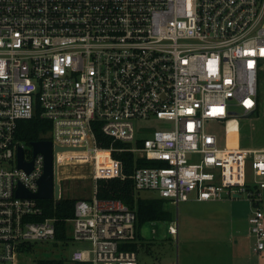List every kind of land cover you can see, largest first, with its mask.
Instances as JSON below:
<instances>
[{"label":"built area","instance_id":"built-area-1","mask_svg":"<svg viewBox=\"0 0 264 264\" xmlns=\"http://www.w3.org/2000/svg\"><path fill=\"white\" fill-rule=\"evenodd\" d=\"M263 87L264 0H0V264H31L22 257L36 242L71 240L90 246L70 264H138L136 211L96 195L98 178L124 177L113 155L123 151L152 162L131 175L138 192L177 205L246 195L263 250L264 146L223 142L219 128L257 112ZM35 115L51 122L42 139L73 147L54 151L60 198L69 155L93 167V194L76 201L64 241L55 218H38L37 198L17 195L20 184L36 191L44 172L45 155L16 138ZM151 118L170 125L151 129ZM169 232L178 236L177 222Z\"/></svg>","mask_w":264,"mask_h":264},{"label":"rangeland","instance_id":"rangeland-1","mask_svg":"<svg viewBox=\"0 0 264 264\" xmlns=\"http://www.w3.org/2000/svg\"><path fill=\"white\" fill-rule=\"evenodd\" d=\"M168 125H170V122L166 120L151 118L149 127L155 129ZM219 128L224 130V135L226 136L222 140L223 142L231 145L238 144L243 147L264 146V87L262 101L257 112L237 117L231 123H222ZM79 157L69 155L66 159L68 162L65 163L63 169L60 171L62 177V195L88 198L92 196L95 186V181L92 177L93 167L89 161L82 160L83 158ZM248 171L250 175L253 174L251 159L248 161ZM140 195L143 197H151L155 196L156 193L152 190H142L140 191ZM236 200L238 201H235V209L233 210L240 214L248 210L250 215L252 205L249 198L243 194L236 198ZM220 202L215 201L210 203L209 206L204 205V202L198 200L180 201L178 205L168 202L166 206L173 214L171 219L148 221L141 227V233L147 238H154L156 244L151 252L145 250L139 251L138 264H183L185 251L189 253L187 257L189 261H194L196 253L202 247H212L203 242L201 238L203 235L200 236L197 234L199 231L203 233L205 228H212V226L197 221V217L219 210L215 206ZM260 207L263 209V206ZM173 222L178 223V241L176 239L177 234H171L169 232V225ZM243 227V236L250 241H254L252 234L251 237H247V228L246 226ZM184 237L189 239L186 241L187 249L185 248ZM210 238L216 239L217 241L219 236H211ZM60 243L62 242L53 245L52 242H36L33 244L29 254L26 257H22V262L25 263L24 260H26L28 263L35 264V259L39 256L66 258L70 257L75 249L90 246V243H84L78 240H71L68 244ZM66 264H70V262L67 261Z\"/></svg>","mask_w":264,"mask_h":264},{"label":"trees","instance_id":"trees-1","mask_svg":"<svg viewBox=\"0 0 264 264\" xmlns=\"http://www.w3.org/2000/svg\"><path fill=\"white\" fill-rule=\"evenodd\" d=\"M50 127L51 122L40 115H35L29 119H21L18 122L16 138L27 146L25 148L27 153L31 142L49 137L47 132ZM96 135L100 146H109L111 144V137L104 134L102 130L96 129ZM115 144H119V142H115ZM113 155L122 161L124 177L98 178L96 181V195L99 198L120 199L136 211L139 240L131 244L129 248L138 253L140 250L151 252L155 247L156 241L154 238L143 236L141 227L148 221L171 219L172 211L166 206L169 201L156 195L143 197L135 189L134 181L131 177L135 167L138 165H152L151 161L137 157L131 151L114 152ZM78 199L79 197L66 195H62L58 200L38 199V203L43 208L42 214L38 218H55L57 240L64 241L67 239L66 231L68 225L66 219L73 216L75 203ZM67 261L65 257L39 256L35 259V264H66Z\"/></svg>","mask_w":264,"mask_h":264},{"label":"crops","instance_id":"crops-1","mask_svg":"<svg viewBox=\"0 0 264 264\" xmlns=\"http://www.w3.org/2000/svg\"><path fill=\"white\" fill-rule=\"evenodd\" d=\"M262 196L260 206H263L264 209V189L262 190ZM238 197L240 195L219 200L200 201L207 206L215 201H221L215 206L219 210L197 217V221L212 226V228H205L203 233L199 231L197 234L203 235V237L201 236L203 242L213 248L202 247L196 253V258L192 262L187 258L189 256L188 251H185L183 264H264V249L260 251L256 249L255 238L254 241H250L243 236V226L247 228V237L252 235L250 233L248 210L241 212V214L233 210ZM211 236H219V238L216 241V239L210 238ZM176 239L178 241V236ZM233 239L234 241H232ZM188 240L187 237H184L185 248Z\"/></svg>","mask_w":264,"mask_h":264},{"label":"water","instance_id":"water-1","mask_svg":"<svg viewBox=\"0 0 264 264\" xmlns=\"http://www.w3.org/2000/svg\"><path fill=\"white\" fill-rule=\"evenodd\" d=\"M33 153L38 151L45 155L44 172L38 179V189L34 192L26 190L21 184L17 189V195L33 197L37 199H59L60 184L55 179L54 151L73 148L72 146H59L53 144L50 139H40L31 142ZM18 165L30 171L33 167V161L24 159L23 147H18Z\"/></svg>","mask_w":264,"mask_h":264},{"label":"bare ground","instance_id":"bare-ground-1","mask_svg":"<svg viewBox=\"0 0 264 264\" xmlns=\"http://www.w3.org/2000/svg\"><path fill=\"white\" fill-rule=\"evenodd\" d=\"M85 164H87V163H85Z\"/></svg>","mask_w":264,"mask_h":264}]
</instances>
